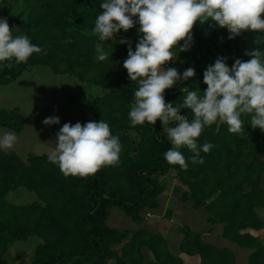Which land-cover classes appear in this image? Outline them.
Returning <instances> with one entry per match:
<instances>
[{
    "label": "trees",
    "instance_id": "trees-1",
    "mask_svg": "<svg viewBox=\"0 0 264 264\" xmlns=\"http://www.w3.org/2000/svg\"><path fill=\"white\" fill-rule=\"evenodd\" d=\"M100 3L0 0V9L12 10L7 19L10 29L28 35L47 53L33 54L19 64L11 61L12 67L0 68V86L16 83L38 67L102 88V95L81 100L79 105L88 108L95 121H106L122 144L117 164L106 165L86 177L65 176L58 165L49 162V154L32 153L25 161L14 151L0 150V264H11L7 255L13 244L32 238H40L42 243L35 248L29 264H185L181 256L171 252L162 234L144 225V212L160 208L167 191L163 179L172 172L186 188L182 199L194 209H204L212 229L223 225L220 237L249 251L247 264H264V243L252 233L264 229V131L251 127V114H242L243 125L236 133H230L228 125L218 120L205 126L198 138L201 146L206 142L215 145L208 153L201 152L204 163L187 160L186 170L169 164L164 153L174 146L161 122L133 127L128 116L139 85L129 79L123 64L129 44L135 50L139 25L127 32L122 29L105 41L109 58L97 61L95 46L99 41L93 29L102 11ZM192 35L190 51L176 50L178 58L166 65L181 74L188 67L196 70L194 78L165 90L166 103L174 106L184 100L180 87L207 88L203 73L218 57H225L231 67L237 58L249 59L248 52L264 51V33L245 31L228 39L227 29L197 22ZM125 37L129 44H120ZM57 94L53 96L55 102ZM180 114L189 121L194 119L189 109H181ZM26 122L21 108H0V128L21 136ZM179 150L186 158L192 155L186 146ZM20 189L36 194L38 201L12 203L10 194ZM115 208L139 228L111 227ZM179 231L180 252L198 257L200 264H239L230 247L207 242L189 226ZM144 251L151 253L152 261L147 262Z\"/></svg>",
    "mask_w": 264,
    "mask_h": 264
},
{
    "label": "clouds",
    "instance_id": "clouds-1",
    "mask_svg": "<svg viewBox=\"0 0 264 264\" xmlns=\"http://www.w3.org/2000/svg\"><path fill=\"white\" fill-rule=\"evenodd\" d=\"M100 7L93 29L99 41L95 46L97 61L109 58L105 41L112 40L122 29L127 32L139 25L135 50L126 37L120 40V44H129L123 66L129 79L139 85L128 116L133 127L161 122L174 146L164 153L169 164L186 170L187 160L204 163L201 152L208 153L215 145L206 142L201 146L198 138L205 126L218 120L228 125L230 133H236L243 125L242 114H251V127L264 131V51L260 49L246 53L247 60L235 59L231 67L225 57H218L203 73L205 90L179 88L185 94L179 106L166 103L164 96L166 89L196 76L194 67L182 74L175 67H166L178 58L176 50L190 51L194 24L227 29L228 39L245 31L264 33V0H101ZM16 31L10 29L7 18L0 17V68L12 67L11 61L27 62L33 54H47L28 35L15 34ZM181 109L191 110L194 119L189 121L181 115ZM170 121L175 123L165 128ZM43 124L59 125L60 118L46 117ZM16 140L15 132L0 134V150L11 149ZM54 144L48 160L58 165L65 176L95 174L106 165L117 164L122 151L119 136L112 134L103 119L64 123ZM182 146L191 151L190 157L179 150Z\"/></svg>",
    "mask_w": 264,
    "mask_h": 264
},
{
    "label": "rangeland",
    "instance_id": "rangeland-1",
    "mask_svg": "<svg viewBox=\"0 0 264 264\" xmlns=\"http://www.w3.org/2000/svg\"><path fill=\"white\" fill-rule=\"evenodd\" d=\"M11 14L10 8L0 9V17L8 19ZM103 92L102 88L82 83L75 77L55 76L46 68L38 67L26 72L16 83L0 86V108H9L11 104L14 106L17 104L20 105L21 112L27 116L24 133L22 136H17L11 149L4 151H14L25 161L32 153L50 154L55 147L56 133L64 123L81 122L84 124L94 120L90 110L79 105L81 100L89 98L92 100L102 95ZM55 93H58V102H55L53 98ZM72 99L73 101H71ZM53 115L60 118V124L44 125L43 120ZM174 123L171 121L166 127ZM2 129H0V134L4 133L1 132L4 131ZM163 181L167 184V191L161 199V206L154 212H144V225L150 230L162 234L168 240L172 253L181 256L185 264H200L198 257H190L181 253L179 249L182 240L179 229L182 226H189L195 232H200L207 242L219 247H230L236 253L238 263L247 264L249 251L222 239L220 234L223 225L212 229L208 224L204 209H194L191 203L182 199L186 188L176 179L174 172L170 173ZM9 200L14 204L23 205L36 202L38 198L36 194L20 189L11 193ZM109 225L129 230L139 228L117 208L112 209ZM254 234L264 243V229L258 232L254 231ZM40 243H42L40 238H32L27 242L13 244L7 255L8 261L11 264H29L35 248ZM144 252L147 262L152 261L151 253Z\"/></svg>",
    "mask_w": 264,
    "mask_h": 264
},
{
    "label": "crops",
    "instance_id": "crops-1",
    "mask_svg": "<svg viewBox=\"0 0 264 264\" xmlns=\"http://www.w3.org/2000/svg\"><path fill=\"white\" fill-rule=\"evenodd\" d=\"M8 86H9V85H8ZM15 107H19V108H21L20 105H17V104H16V106H14L13 104H11L9 108H15ZM0 129H1V128H0ZM2 130H4V131H1V132H6V131H8V130H6V129H2ZM17 136H18V135H17ZM21 136H22V135H21ZM153 212H154V211H153ZM252 233L254 234V231H253ZM181 258H182V257H181Z\"/></svg>",
    "mask_w": 264,
    "mask_h": 264
}]
</instances>
